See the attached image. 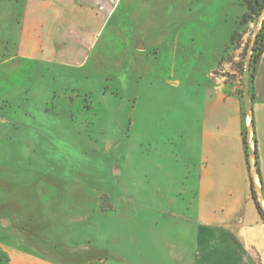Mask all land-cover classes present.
I'll return each mask as SVG.
<instances>
[{"label":"rangeland","instance_id":"374dc122","mask_svg":"<svg viewBox=\"0 0 264 264\" xmlns=\"http://www.w3.org/2000/svg\"><path fill=\"white\" fill-rule=\"evenodd\" d=\"M141 10L148 12L147 21L126 20L116 27L154 43L132 65L119 67L124 41L111 34V20L97 45L107 46L103 62L89 63L82 77L43 76L27 60L21 68L0 71V264H8L4 244L58 259L88 241L109 242L115 222L116 233L120 224L122 238H128L127 211L137 213L138 225H144L148 180L164 176L157 163L176 170L165 161L172 159L171 148L186 144L179 134L193 109V88L172 85L183 76L173 64L205 67L217 50L210 78L246 109L243 78L249 60L251 111L264 48L253 68L251 57L264 9L246 22L240 19L243 0H155L138 8V15ZM202 79L193 69L185 82ZM242 134L246 139V129ZM250 148L255 170L251 143ZM84 191L99 194L101 214L82 219L80 213L74 220L73 210L94 202Z\"/></svg>","mask_w":264,"mask_h":264},{"label":"crops","instance_id":"0c3cea01","mask_svg":"<svg viewBox=\"0 0 264 264\" xmlns=\"http://www.w3.org/2000/svg\"><path fill=\"white\" fill-rule=\"evenodd\" d=\"M154 1L0 0V71L21 68L22 60H27L43 76L48 72L53 78L82 77L89 63L99 67L103 62L107 46L97 45L111 20L115 21L111 34L124 41L120 54L125 58L119 67L132 65L154 43L144 35L127 36L116 27L126 20L147 21L148 12L141 10L140 17L138 8L151 7ZM216 51L205 67L172 66L183 75L172 85L193 88V109L179 134L186 144L171 148L172 159L162 164L176 170L169 172L157 163L164 176L148 180L144 225H138L137 213L127 211L128 238H122L120 224L116 233L115 222L109 242L94 246L88 241L58 259H41L19 245L4 244L8 264H264V52L250 111L218 79L210 78ZM193 69L203 79L187 84ZM250 143L255 147V170L246 155L252 152ZM82 194L94 202L79 212L73 210V219L79 220L80 213L82 219L99 216V194ZM143 226L144 231L137 233Z\"/></svg>","mask_w":264,"mask_h":264},{"label":"trees","instance_id":"16d2710c","mask_svg":"<svg viewBox=\"0 0 264 264\" xmlns=\"http://www.w3.org/2000/svg\"><path fill=\"white\" fill-rule=\"evenodd\" d=\"M244 1V7L245 11L241 15V21L246 22L249 20H252L253 17H257L261 14V12L264 9V0H243ZM264 48V19L261 25L260 31L256 34L255 38V44L253 46V54L251 57V68H253V64L258 62L260 55L262 54ZM252 77V73L250 74ZM251 95V93H250ZM252 97V95H251ZM252 123V121H251ZM243 145L245 148V152L247 150V142L246 139L243 137ZM254 152H255V147H254ZM247 153V152H246ZM247 158H248V154ZM253 197H254V191L252 192ZM258 209L260 210V207L258 203H256ZM262 214V213H261ZM263 215V214H262ZM264 219V215H263Z\"/></svg>","mask_w":264,"mask_h":264},{"label":"water","instance_id":"95a60500","mask_svg":"<svg viewBox=\"0 0 264 264\" xmlns=\"http://www.w3.org/2000/svg\"><path fill=\"white\" fill-rule=\"evenodd\" d=\"M249 70H250V61L248 60L243 78V96H244L245 106L247 109H250L249 87H248ZM252 154L253 153L251 152V158H252Z\"/></svg>","mask_w":264,"mask_h":264}]
</instances>
